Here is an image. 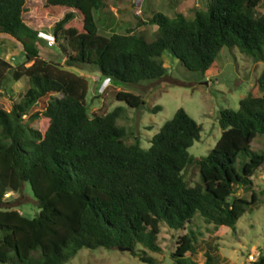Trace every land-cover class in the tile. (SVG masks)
Wrapping results in <instances>:
<instances>
[{
    "label": "trees",
    "instance_id": "obj_1",
    "mask_svg": "<svg viewBox=\"0 0 264 264\" xmlns=\"http://www.w3.org/2000/svg\"><path fill=\"white\" fill-rule=\"evenodd\" d=\"M25 3L0 0V33L17 40L24 55L16 65L0 56V90L9 76L28 82L19 100L0 107V263L63 264L82 247L121 246L155 264L141 247L160 249L161 222L184 229L198 212L213 229H234L256 201L254 192L247 199L236 191L251 187L264 164V149L250 144L257 135L264 138V65L257 77L261 94L241 97L237 109H220V135L196 159L188 148L201 126L183 108L151 136L148 148L137 137L127 143L125 126L116 123L123 107L107 111L103 104L89 114L86 78L66 67L94 65L105 77L138 84L166 75L163 52L204 76L223 47L236 46L264 63V12L257 10L264 9V0H206V9H195L191 17L154 11L147 22L157 26L152 40L132 29L98 33L95 16L104 0H44L47 14L58 16L68 8L52 25V46L62 62L41 55L38 30L23 18ZM75 12L79 27L67 25ZM112 95L129 107L144 102L129 91ZM192 161L200 178L193 186L183 175ZM24 184L38 208L31 216L4 196ZM199 244L192 230L180 234L170 264H198ZM206 246L205 264H221ZM253 263L264 264V257Z\"/></svg>",
    "mask_w": 264,
    "mask_h": 264
},
{
    "label": "rangeland",
    "instance_id": "obj_2",
    "mask_svg": "<svg viewBox=\"0 0 264 264\" xmlns=\"http://www.w3.org/2000/svg\"><path fill=\"white\" fill-rule=\"evenodd\" d=\"M104 1L106 6L95 16L98 33L108 35L112 31L125 32L132 29L142 31L147 40L154 39L158 31L156 25L147 23L154 11L163 12L170 17L176 12H182L191 17L195 9H206V0ZM43 2L44 0H26L23 18L31 27L38 30L39 40L36 44L41 55L62 62L52 46V25L68 8H62L59 15L54 16L42 11ZM257 10L264 12L260 7ZM67 25L79 27L80 16L76 13ZM0 56L12 65L24 59L21 44L4 33H0ZM160 59L166 68V75L157 80H144L138 84L105 77L94 65L71 66L67 69L86 78V105L89 114L101 110L103 104L107 111L115 106L123 107L116 123L125 126L127 143L137 137L141 146L148 148L151 136L172 117L177 108H183L201 126L199 138L188 148L189 154L195 159L206 155L218 139L221 132L218 124L220 109H237L241 97L247 94L254 96L261 94L257 86V77L264 63L243 53L236 46L223 47L220 50L207 76L198 71L188 70L168 52H163ZM27 86L26 77L14 81L9 76L4 89L0 90V107L8 109L13 101L19 100ZM114 90L139 94L144 102L139 107H129L113 97ZM158 105L160 109L152 112V108ZM26 119L27 116L24 117V120ZM33 126L38 129L42 127L38 122ZM250 144L253 149H264L263 136L257 135ZM183 175L191 186L200 181L198 167L194 161L186 165ZM252 182L248 189L240 187L236 191L237 195L247 199L254 192L256 201L253 206H247L245 212L237 219L234 229L226 226L213 229L212 224L205 223L201 215L195 212L192 221L186 224L184 229H172L165 222H161L156 241L160 249L151 251L141 247V250L145 255L152 256L155 264H170L171 253L175 249L178 236L192 230L198 235L199 246L201 245L196 255L198 264H205L202 250L207 248V244H210L215 254L221 258V264H254L253 261L260 255L264 257V164L254 172ZM6 193V200H12V204L17 205L18 209L27 215L31 216L38 210L27 184H24L20 191L8 190ZM123 263L147 264L139 259L137 252L105 247L95 249L82 247L63 264Z\"/></svg>",
    "mask_w": 264,
    "mask_h": 264
},
{
    "label": "water",
    "instance_id": "obj_3",
    "mask_svg": "<svg viewBox=\"0 0 264 264\" xmlns=\"http://www.w3.org/2000/svg\"><path fill=\"white\" fill-rule=\"evenodd\" d=\"M117 249H119V250H125V248H123L121 246L117 247Z\"/></svg>",
    "mask_w": 264,
    "mask_h": 264
},
{
    "label": "built area",
    "instance_id": "obj_4",
    "mask_svg": "<svg viewBox=\"0 0 264 264\" xmlns=\"http://www.w3.org/2000/svg\"><path fill=\"white\" fill-rule=\"evenodd\" d=\"M4 196H7V193H5ZM250 258L252 259V256L251 255H250Z\"/></svg>",
    "mask_w": 264,
    "mask_h": 264
},
{
    "label": "clouds",
    "instance_id": "obj_5",
    "mask_svg": "<svg viewBox=\"0 0 264 264\" xmlns=\"http://www.w3.org/2000/svg\"><path fill=\"white\" fill-rule=\"evenodd\" d=\"M47 34V33H46ZM52 39H53V36H52Z\"/></svg>",
    "mask_w": 264,
    "mask_h": 264
},
{
    "label": "crops",
    "instance_id": "obj_6",
    "mask_svg": "<svg viewBox=\"0 0 264 264\" xmlns=\"http://www.w3.org/2000/svg\"><path fill=\"white\" fill-rule=\"evenodd\" d=\"M67 68V67H66Z\"/></svg>",
    "mask_w": 264,
    "mask_h": 264
}]
</instances>
